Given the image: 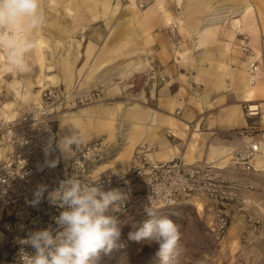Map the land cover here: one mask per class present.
<instances>
[{
	"label": "crops",
	"instance_id": "0c3cea01",
	"mask_svg": "<svg viewBox=\"0 0 264 264\" xmlns=\"http://www.w3.org/2000/svg\"><path fill=\"white\" fill-rule=\"evenodd\" d=\"M160 1L156 0V3ZM116 4L120 5L119 2ZM118 5L114 7L121 9L122 20L133 27L132 33L126 34L127 37L109 38L105 34H96L94 30L92 37L65 40L64 46L69 49L72 47V50L66 59L60 61L57 71H49L51 66H48V62L44 64L42 58L46 34L35 36L39 70L44 65L46 68V73L41 77L32 78L37 86L42 87L41 82L44 81L60 85L66 91L73 90L74 94L98 87L103 96L123 98L113 105L98 102L71 108L57 122V140L59 131L60 138L77 134L83 141L106 135L113 147L107 159L97 167L98 172H103L123 168L129 159L127 157L143 143L155 146L149 153L151 159H172L180 151L175 142L167 137V130L171 129L182 144V157L186 162L213 163L222 168V173L233 176L227 162L230 152L241 144L242 139L229 135V132L252 121L242 112L243 102L260 103L262 114L255 119L258 127L264 128V0H257L256 4L254 0H239L234 6H239L240 10L244 8V11L238 12L241 16L231 22L248 31L251 46L259 56L260 72L254 77V83L249 72L251 59L240 50L239 39L235 43L238 49L234 48L232 54L226 51V41L217 37L211 40H208L209 37L207 40L198 39L203 31L213 25L202 27V21L207 17L199 23L197 37H194L196 31L191 33L188 27L195 28L193 17L178 18L181 27L188 28L191 33L192 51L201 48V60L205 62L199 64L196 55H193L197 66L191 64L187 69L188 74L180 70V61L172 54L164 35L159 32L149 35L148 26L138 28L137 22L146 20L153 5L140 14L135 10V2L134 5L131 2L126 6ZM80 12L81 9L77 8L70 21V15H73L70 8V12H67L69 15L64 16L66 22H62L59 30L61 36L64 31L78 30L79 25H83L81 23L85 16ZM164 20L165 25L172 23L168 15ZM60 41V45H63L64 39ZM154 65H159V70H151ZM161 76L165 77V82L160 80ZM6 85L11 93L23 101L31 95L39 97L41 91H31L30 86H25L19 77L7 81ZM180 96L183 110L181 118H178L174 115V109L176 99ZM12 105L15 103H3L2 107H7L8 111L0 106V124L20 114L21 108L17 104ZM204 111L205 114L197 120L198 129L191 133L185 130L184 120H193ZM5 152L6 147H0V161ZM261 154L254 161L256 169L239 176L243 181L249 179L252 189H257V193L253 191V202L244 204L261 221L257 230L249 231V240L255 241L253 248H257L258 244L264 245V202H261V199L264 200V153ZM225 158L227 161L223 162ZM68 160L69 151L64 161L68 163Z\"/></svg>",
	"mask_w": 264,
	"mask_h": 264
},
{
	"label": "built area",
	"instance_id": "2783aa9c",
	"mask_svg": "<svg viewBox=\"0 0 264 264\" xmlns=\"http://www.w3.org/2000/svg\"><path fill=\"white\" fill-rule=\"evenodd\" d=\"M121 1L129 3L131 0ZM134 2L139 7L144 5L139 0ZM176 26V22L168 25L171 30ZM240 35L239 48L251 59L249 72L254 83V77L260 72L259 56L247 36ZM159 67L154 65L151 70H159ZM160 80L165 82V77L161 76ZM102 97L98 87L74 94L73 90L66 91L60 85H48L41 88L38 98L23 103L17 117L1 123L0 147H6V152L0 161V264H20L18 252L22 246L18 240L27 238L29 233L51 227L55 235L60 230L54 218L64 209L50 203L47 196L75 172L86 183L98 182L105 190L118 188L128 193L125 206L113 213L120 219L131 210L165 207L200 195L211 203L210 236L221 241L230 227L234 210H237L242 226L240 236L243 240L249 239V231L257 230L261 221L244 205L250 200L244 193L252 189V182L249 179L243 181L239 176L255 170L254 161L263 152L264 128H259L255 119L262 114L260 103L243 102L242 112L252 121L229 132L242 139L241 144L230 152L227 162L233 176L222 173V168L213 163L186 162L181 153L182 144L170 129L167 137L180 151L170 160L151 159L149 153L155 146L143 143L130 155L123 168L98 172V164L107 159L113 147L109 138L101 135L92 140H80L79 145L69 151L68 163L63 164L57 143L59 118L71 108ZM116 97L110 95L108 99L115 100ZM182 110V99L178 98L174 115L181 118ZM204 114L205 111L193 120H184L185 130L191 133L198 129L197 120ZM46 159H56L59 163L55 168L44 167ZM41 184L47 185L48 192L33 207L29 202ZM124 240L125 237L120 236L118 243ZM23 247L30 254L34 253L30 246Z\"/></svg>",
	"mask_w": 264,
	"mask_h": 264
},
{
	"label": "rangeland",
	"instance_id": "374dc122",
	"mask_svg": "<svg viewBox=\"0 0 264 264\" xmlns=\"http://www.w3.org/2000/svg\"><path fill=\"white\" fill-rule=\"evenodd\" d=\"M139 1L144 4L142 7L135 4V10L139 14L148 6L153 5V7L147 13L146 20L137 22L139 24L138 28L141 29L148 26L146 29H148L149 35L154 32L164 35L172 54L180 61V70L188 74L189 70L187 69H189L191 64L194 67L197 66V62L205 64L201 60L202 49L198 48L194 52L192 51L193 38L191 36V33L196 31L199 23L205 17L210 16V19H212L220 16V22L203 31L198 36V39L204 38L207 40V37H209L208 40H211L217 37L219 40L226 41L224 45L227 47L226 51L230 54H232L234 48L238 49L235 43L239 42L240 34L246 35L248 39L250 37L248 31H244L231 23L241 16L237 9L235 12L225 11L226 15H223V12L214 13L211 10L213 7L221 5L234 6L239 0H161L160 3H156V0ZM116 2H119L121 6H126L131 1L126 3L121 0H40L45 23L40 30L33 34V39L35 40L37 35L43 36L46 34L47 42L46 46L42 48V58L44 64L48 62V66H51L48 69L49 71H57L60 61L66 59L72 50V47H70V50L64 46L67 39H72V37L89 38L92 37L91 34L94 30L96 34H105V37L109 38L122 37L132 33L131 29L133 27L122 20V11L120 8H116L118 5ZM254 2L256 4L257 0H254ZM115 5L116 7H114ZM120 5L118 6L120 7ZM206 5L209 6L206 7ZM70 8L73 12V15H70L69 18L70 21L76 13V9H81L80 13L85 16V20L81 24L85 26V29L81 31V26L79 25L78 30L69 29L64 31L61 36L59 30L62 22H66L64 16L69 15L67 12H70ZM95 15H97L96 18L94 17ZM166 15L172 18V23H177V26L172 30L168 27V24L165 25L164 23ZM254 15L261 23L257 12ZM188 16H192L195 22V28L188 26L189 29L191 28V33H189L188 28L181 27L178 21V18ZM59 36L64 39L63 45H60L61 39ZM0 54H2L0 56V106L2 107L3 103L8 101L9 103L17 104V107L21 108L25 101L8 90L7 81L16 77L22 78L24 85L30 86L31 91L37 93V90H41V87L37 86L32 78L41 77L43 73H46L45 65L41 68L42 70H39V61L35 48L28 56L31 70L24 74H17L8 68L4 54L2 52ZM193 55H196L197 62ZM34 98L32 95L30 96V99ZM108 98L109 96L104 95L100 100L88 104L99 102L105 105H113L115 102L123 100V98L118 96L115 100ZM3 109L5 111L9 110L7 107ZM60 154L62 160L67 158V153L65 154L60 150ZM127 158H130V155ZM226 161L227 159L225 158L223 162ZM253 191L257 193V189H249L244 193L245 197L250 199L249 202H253ZM261 202H264V200L261 199ZM151 210L155 211L158 217L170 218L180 227V243L183 250L180 255L168 261L167 264H264V245L258 244L257 248H253L255 241L241 238L242 226H240L238 221L237 210H234L230 227L221 241L215 240L210 236L209 230L212 223L211 203L203 196L195 195L177 204ZM250 213L253 214L252 211ZM149 218L146 211L140 210H131L124 215L120 220L122 222L121 236H124L125 240L118 243V247L111 253L104 254L102 252L98 264H165L164 261L155 256L159 245L152 244L149 246L148 244L136 243L128 239V233L133 230V224H139Z\"/></svg>",
	"mask_w": 264,
	"mask_h": 264
},
{
	"label": "clouds",
	"instance_id": "9594fccd",
	"mask_svg": "<svg viewBox=\"0 0 264 264\" xmlns=\"http://www.w3.org/2000/svg\"><path fill=\"white\" fill-rule=\"evenodd\" d=\"M44 23L40 0H0V52L12 72L24 74L31 70L28 56L37 46L33 34ZM79 143V137L73 134L60 138L58 147L66 154ZM48 155L46 149L45 156ZM58 163L56 159H46L44 167L55 168ZM45 192L47 185H39L30 205L37 206ZM128 198L121 189L105 190L101 183H86L75 172L47 196L50 203L64 209L54 218L60 230L54 235L49 227L19 239L20 264H98L102 252L109 254L118 247L122 222L113 213L124 207ZM145 210L150 218L133 224L128 239L159 245L155 256L167 264L183 250L180 227L168 217H158L150 207ZM23 246H30L34 253Z\"/></svg>",
	"mask_w": 264,
	"mask_h": 264
},
{
	"label": "bare ground",
	"instance_id": "6f19581e",
	"mask_svg": "<svg viewBox=\"0 0 264 264\" xmlns=\"http://www.w3.org/2000/svg\"><path fill=\"white\" fill-rule=\"evenodd\" d=\"M131 5H134V0H131ZM237 9V11L238 12H243L244 11V8H243V10H240V7L239 6H229V5H221V6H218V7H214L213 8V12L214 13H218V12H228V11H230V12H235V10ZM225 12V13H226ZM262 12V14H263V11H261ZM223 14V15H226V14ZM212 16V15H211ZM211 17L209 16V17H207V18H205L202 22H203V25H202V27L203 26H206V25H211V24H216L217 22H220V16H218V18L216 17V18H212V19H210ZM239 25V24H238ZM84 26L82 25L81 26V29L83 28ZM197 31L194 33V37H197ZM195 41V40H194ZM194 50V49H193ZM43 53V52H42ZM196 57V56H195ZM189 80V79H188ZM48 85H52V84H49L48 82H41V88H43V87H45V86H48ZM38 98V97H37ZM30 99V98H29ZM29 99H27V100H29ZM27 100H25V101H27ZM107 105V104H106ZM63 116V115H62ZM61 116V117H62ZM60 117V118H61ZM59 118V119H60ZM263 120H264V117H263ZM1 125V124H0ZM124 128V127H123ZM197 130V129H196ZM195 130V131H196ZM117 133V132H116ZM115 134V133H114ZM116 135V134H115ZM59 139H60V131H59ZM59 140H57V142H58ZM182 153V152H181ZM262 153H264V142H263V152ZM70 154V153H69ZM262 155V154H261ZM65 159V158H64ZM66 160V159H65ZM67 162V161H66ZM64 160H63V164H67ZM103 162V161H102ZM101 164V162L98 164V166ZM97 166V167H98ZM97 169V168H96Z\"/></svg>",
	"mask_w": 264,
	"mask_h": 264
}]
</instances>
